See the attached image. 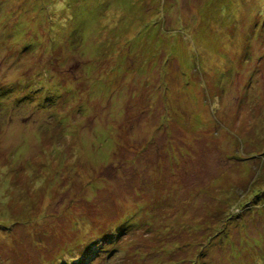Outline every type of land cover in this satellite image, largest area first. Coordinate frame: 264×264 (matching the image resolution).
I'll list each match as a JSON object with an SVG mask.
<instances>
[{"label": "rangeland", "instance_id": "374dc122", "mask_svg": "<svg viewBox=\"0 0 264 264\" xmlns=\"http://www.w3.org/2000/svg\"><path fill=\"white\" fill-rule=\"evenodd\" d=\"M0 264H264V0H0Z\"/></svg>", "mask_w": 264, "mask_h": 264}, {"label": "trees", "instance_id": "16d2710c", "mask_svg": "<svg viewBox=\"0 0 264 264\" xmlns=\"http://www.w3.org/2000/svg\"><path fill=\"white\" fill-rule=\"evenodd\" d=\"M107 240H110V239H107ZM112 242H114L113 240H111ZM98 245H102L101 247L104 249V246H105V241H103L102 243L98 242ZM100 248V246H97Z\"/></svg>", "mask_w": 264, "mask_h": 264}]
</instances>
